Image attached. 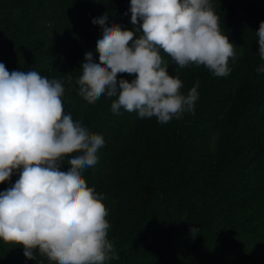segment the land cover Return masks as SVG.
Instances as JSON below:
<instances>
[{
    "label": "trees",
    "instance_id": "16d2710c",
    "mask_svg": "<svg viewBox=\"0 0 264 264\" xmlns=\"http://www.w3.org/2000/svg\"><path fill=\"white\" fill-rule=\"evenodd\" d=\"M213 6L234 44L231 71L214 76L203 65L181 68L161 50L182 93L199 82L194 114L161 124L123 108L114 114L116 97L90 100L79 91L84 51L97 48L103 29L92 15L106 11L130 29L129 0H0V62L10 72L60 79L65 109L104 138L97 163L82 176L108 210L107 238L119 259L105 264H264V73L257 71L264 60L256 34L264 0ZM70 162V152L58 161ZM18 172L0 182V191ZM33 251L28 259L21 245L0 240V264H59Z\"/></svg>",
    "mask_w": 264,
    "mask_h": 264
},
{
    "label": "clouds",
    "instance_id": "9594fccd",
    "mask_svg": "<svg viewBox=\"0 0 264 264\" xmlns=\"http://www.w3.org/2000/svg\"><path fill=\"white\" fill-rule=\"evenodd\" d=\"M127 11L130 29L111 22L106 11L92 15L103 29L97 48L84 51L79 91L90 100L116 97L114 114L123 108L161 124L194 114L199 82L182 93V80L169 75L160 51L181 68L203 65L214 76H227L236 54L220 30L213 0H129ZM256 34L264 60V20ZM257 71L264 73V65ZM119 73L135 75L128 80ZM64 91L60 79L35 70L10 72L0 62V182L19 170L18 179L0 191V240L21 245L28 259L38 248L59 264H105L119 259L107 238L108 210L103 194L82 176L97 163L105 141L65 109ZM69 152L71 162L61 166Z\"/></svg>",
    "mask_w": 264,
    "mask_h": 264
}]
</instances>
